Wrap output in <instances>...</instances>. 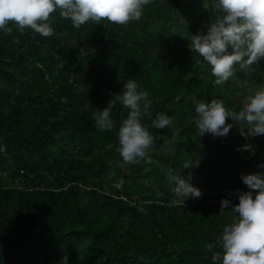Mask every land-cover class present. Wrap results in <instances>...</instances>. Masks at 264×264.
Wrapping results in <instances>:
<instances>
[{
    "label": "trees",
    "instance_id": "obj_1",
    "mask_svg": "<svg viewBox=\"0 0 264 264\" xmlns=\"http://www.w3.org/2000/svg\"><path fill=\"white\" fill-rule=\"evenodd\" d=\"M215 15L204 0H151L124 25L75 28L57 9L51 36L12 22L0 31V264H220L211 257L233 216L220 211L221 199L237 203L250 190L241 174L264 172V137L244 139V122L223 137L200 135L194 124L196 101L244 105L232 82L239 67L214 85L211 66L189 48L186 36L206 32ZM257 62L258 80L264 57ZM130 78L151 101L141 122L157 113L171 120L150 129L153 145L136 163L116 150L128 109L112 106L109 130L94 116ZM169 172L202 195L172 205Z\"/></svg>",
    "mask_w": 264,
    "mask_h": 264
},
{
    "label": "clouds",
    "instance_id": "obj_2",
    "mask_svg": "<svg viewBox=\"0 0 264 264\" xmlns=\"http://www.w3.org/2000/svg\"><path fill=\"white\" fill-rule=\"evenodd\" d=\"M151 0H0V31L10 32V22L20 30L30 27L42 36H51L50 14L59 10L60 16L70 20L75 28L92 20L124 25L139 20ZM216 11L206 32L186 36L189 48L203 62L211 66L214 85H223L239 69L249 68L264 57V0H204ZM231 49V51H229ZM198 63L200 60L197 61ZM119 101L128 109L118 130L117 151L126 162L136 163L148 155L154 136L151 128L164 129L171 124L164 113H157L150 125L141 122L151 107L148 93L140 89L135 79L124 81L122 90L108 100L107 106L94 114L95 124L101 130L113 127L112 106ZM194 124L200 135L205 132L226 136L235 122H244L248 135L264 134V87L246 98L239 111L226 109L223 101H196ZM230 118V122H226ZM185 164L184 168L189 167ZM264 168V163L259 165ZM174 181L172 205L185 204L202 191L181 175L168 173ZM250 190L238 192V202L222 198L220 211L231 208L230 223L225 224L218 237L220 252H213L212 261L220 264H264V172L241 174ZM251 190H257L255 193ZM209 249L213 244L207 245Z\"/></svg>",
    "mask_w": 264,
    "mask_h": 264
},
{
    "label": "rangeland",
    "instance_id": "obj_3",
    "mask_svg": "<svg viewBox=\"0 0 264 264\" xmlns=\"http://www.w3.org/2000/svg\"><path fill=\"white\" fill-rule=\"evenodd\" d=\"M262 66L260 63H258L257 61L253 62V64L247 68V69H240L239 70V73L232 79V82L237 84L240 88V92H239V97L243 99V103L246 102V98L250 95H252V89L251 87L254 86V85H257L258 82H262L264 84V77H262L261 79H256L254 77V75H252V69L254 67H260ZM263 70V76H264V69ZM180 123L178 120H176L174 122V124L171 126V129L173 131H177L178 130V127H179ZM243 134H241L243 136L244 139H246V136L248 134H246V132L243 130L242 131ZM248 136H252L254 137L256 140L257 139H260L262 140L263 137H264V134H258V135H248ZM165 148H164V151H163V156L164 158H168L167 155H168V152H170L171 150V145L170 144H165ZM259 148H256L255 151H259L258 150ZM123 165V163H120V166ZM17 184H19L17 182Z\"/></svg>",
    "mask_w": 264,
    "mask_h": 264
}]
</instances>
